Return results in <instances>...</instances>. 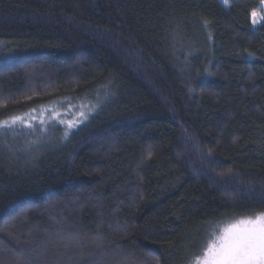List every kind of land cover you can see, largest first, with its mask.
<instances>
[{"label":"trees","instance_id":"trees-1","mask_svg":"<svg viewBox=\"0 0 264 264\" xmlns=\"http://www.w3.org/2000/svg\"><path fill=\"white\" fill-rule=\"evenodd\" d=\"M263 2L0 0V121L104 97L30 153L0 133V264H193L264 211Z\"/></svg>","mask_w":264,"mask_h":264},{"label":"snow or ice","instance_id":"snow-or-ice-1","mask_svg":"<svg viewBox=\"0 0 264 264\" xmlns=\"http://www.w3.org/2000/svg\"><path fill=\"white\" fill-rule=\"evenodd\" d=\"M35 111L36 109H32L24 115L0 121V129L14 128L16 125L33 128L32 120L38 119L31 114ZM80 116H84V113L81 112ZM50 118L64 123L55 108L52 109ZM75 122L69 121V126ZM39 123L44 125L45 121L40 119ZM194 264H264V211L237 218L222 229L217 226L210 230Z\"/></svg>","mask_w":264,"mask_h":264},{"label":"rangeland","instance_id":"rangeland-1","mask_svg":"<svg viewBox=\"0 0 264 264\" xmlns=\"http://www.w3.org/2000/svg\"><path fill=\"white\" fill-rule=\"evenodd\" d=\"M264 23V2L262 6L252 15V26L254 29H258ZM101 93H96L92 98H68L55 101L35 108L36 111L32 112V116L38 119L32 120L33 128L23 127L20 125L14 126V128L0 129V133L5 135H11L22 140L21 151L24 153H30L40 146L48 144L50 137L61 135L62 138H68L71 134L83 127L89 122V120L100 111L104 102V97L100 96ZM55 108L64 120V123H59L56 120L51 119V111ZM31 112L28 111L26 113ZM83 112L84 116H80ZM24 113V114H26ZM20 114V115H24ZM45 121L44 125H40L39 120ZM75 120L76 122L69 126V121ZM67 133V135H65ZM228 223L220 225L219 228H223ZM194 264V263H193Z\"/></svg>","mask_w":264,"mask_h":264}]
</instances>
